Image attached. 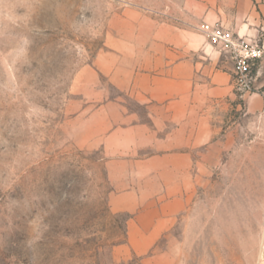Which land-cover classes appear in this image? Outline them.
<instances>
[{"label": "rangeland", "instance_id": "374dc122", "mask_svg": "<svg viewBox=\"0 0 264 264\" xmlns=\"http://www.w3.org/2000/svg\"><path fill=\"white\" fill-rule=\"evenodd\" d=\"M237 1L0 0V264H264L259 60L261 111L177 149L138 85L158 25Z\"/></svg>", "mask_w": 264, "mask_h": 264}, {"label": "crops", "instance_id": "0c3cea01", "mask_svg": "<svg viewBox=\"0 0 264 264\" xmlns=\"http://www.w3.org/2000/svg\"><path fill=\"white\" fill-rule=\"evenodd\" d=\"M214 16L209 24L219 22L235 37L256 41L264 48V0H238L231 9H219ZM165 26L168 33L161 32L162 25L153 31V45L146 49L152 57L145 63L138 85L144 102L158 106L155 123L171 125L165 134L168 149H177L178 143L192 144L194 125L206 128L205 120L214 110L239 106L241 100L234 89L233 62L228 54L208 41L198 27L183 22ZM258 60L261 73L264 54ZM240 98L247 113L261 111L263 98L259 93ZM194 120L200 122L194 124ZM180 133L184 134L181 142L177 138Z\"/></svg>", "mask_w": 264, "mask_h": 264}, {"label": "built area", "instance_id": "2783aa9c", "mask_svg": "<svg viewBox=\"0 0 264 264\" xmlns=\"http://www.w3.org/2000/svg\"><path fill=\"white\" fill-rule=\"evenodd\" d=\"M202 31L208 41L218 45L231 58L232 81L236 93L242 97L256 92L251 67L263 56V46L256 41H245L235 37L219 24H205Z\"/></svg>", "mask_w": 264, "mask_h": 264}]
</instances>
